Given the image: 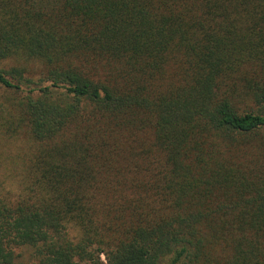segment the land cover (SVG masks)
<instances>
[{"label": "trees", "instance_id": "trees-1", "mask_svg": "<svg viewBox=\"0 0 264 264\" xmlns=\"http://www.w3.org/2000/svg\"><path fill=\"white\" fill-rule=\"evenodd\" d=\"M0 264H264V0H0Z\"/></svg>", "mask_w": 264, "mask_h": 264}, {"label": "rangeland", "instance_id": "rangeland-1", "mask_svg": "<svg viewBox=\"0 0 264 264\" xmlns=\"http://www.w3.org/2000/svg\"><path fill=\"white\" fill-rule=\"evenodd\" d=\"M0 66H2L0 64ZM0 96V103H1ZM23 137L19 136L18 138L15 136H2L0 134V189H11V184L13 182V177L11 176L9 169L13 166L14 156L16 154V149L18 146L23 144ZM23 252L21 260L22 262L31 264L28 262L29 255L26 251Z\"/></svg>", "mask_w": 264, "mask_h": 264}]
</instances>
